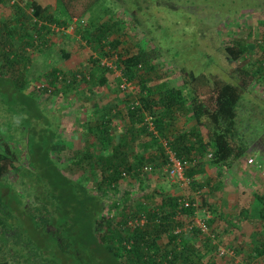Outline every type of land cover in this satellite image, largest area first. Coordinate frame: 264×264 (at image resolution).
I'll return each instance as SVG.
<instances>
[{
    "label": "trees",
    "instance_id": "trees-1",
    "mask_svg": "<svg viewBox=\"0 0 264 264\" xmlns=\"http://www.w3.org/2000/svg\"><path fill=\"white\" fill-rule=\"evenodd\" d=\"M112 1L116 6H122L123 12L136 11L132 24L127 26L123 23L124 18L118 15L108 16L105 19L99 16L76 17L72 21L64 0H56L57 11L54 13L48 11L47 7L39 6L29 0H0V4L6 3L11 8L9 17L0 22V92L5 95V99L15 98L19 109L24 112L23 117L27 114L29 116V121L27 117L23 118L27 127L19 128L16 119L11 120L10 112L3 108V101L0 98V136L2 134L0 138L2 140L0 141V264H216V256L225 258L228 255L232 259L241 252L234 246L226 248L225 251L220 245L219 235L212 227L214 215L213 218L208 215L201 218L206 225V231H202L197 226L196 195L199 196L201 205L215 212L206 198L212 191L220 188L219 178L222 177L223 170L231 169L239 159L246 157L245 152L249 146L241 130L238 129L237 118L243 99L254 96L253 92L257 91V87L260 88L264 84L262 46L244 38L233 39L231 44L223 47V52L220 54L230 63H234L224 66L219 61L221 69L218 70L224 71L225 74L220 72L221 74L194 75L191 69V71L186 70L188 67L185 65L186 60L182 57L179 45L184 44L182 37L187 32L191 37L195 35L196 27H193L195 24L188 22V26L184 27L180 35L168 33L164 38H162L163 34L158 35L159 37L152 35L153 31L163 30L164 33L165 27L168 30L170 28L177 30L179 21L176 19L175 10L183 7L180 4L183 0H168L170 2L168 5L165 3L164 9L154 4V2L160 3V0H150L156 7L153 5L144 7V3L141 2L143 0H134L136 5L131 0ZM210 1H201L203 9L211 8ZM241 1L245 5L239 4L233 7L225 0H214L212 4L214 7L218 5L216 9H221L218 13L215 12L216 15L223 13L229 16L228 12L229 14L231 12L229 16L231 17L240 9L251 5L248 4V0ZM187 2L191 6V10L186 9L187 12L198 9V4L201 3L200 0L195 2L187 0ZM253 4H255L253 8L257 7V3ZM27 8H30V12L26 10ZM143 11H146L149 18L157 15V19L163 12L162 18L159 15L160 20L153 21L149 28V20H142ZM169 24L173 25L169 27ZM221 26L223 25L218 22L216 29H212L211 33L219 32L217 27ZM131 28L143 31L151 42L149 49L136 43L133 44L132 49L122 47L123 38ZM64 29L75 32L78 45H85L93 52L103 54L105 60L111 63L103 62L99 57L91 55L85 67L83 65L70 72L62 71L56 67V64L46 66L43 74L36 78L39 80L38 85L29 92L27 85L32 54L38 52L45 66V56L51 49V36L56 33L71 34L64 32ZM192 45H194L193 40L190 48L193 47ZM58 52L64 59L71 55L62 47ZM154 52L162 53L163 56L177 55L178 60H172L171 57V60L169 58L168 60L169 63L179 66V71L184 76L178 86H173L166 80L150 85L153 81L150 74L154 70ZM247 53L254 55V58L250 59ZM156 56L159 57L158 54ZM112 75L117 76L121 95L124 98L111 107L104 106L105 112L97 123L89 121L90 113L86 115V125L80 130L84 129L92 135L96 144L91 143V146L81 151L75 157L77 159L71 162L73 166L88 172L87 174L94 179V187L89 188L86 179H73L68 173L59 174L63 181L70 185L73 192L70 191L69 195L76 200L70 198L69 201L72 200V203L68 206V210L64 211H67L66 216H70L72 220L70 225L63 228L56 227L53 232L66 230L67 236L71 239L74 236V242L81 243L83 249L75 247L70 250L65 246L62 236L57 235L56 238L53 236L57 246L53 248L50 246L48 250L51 257L46 256L44 253L47 252L43 253L39 248L31 251L18 237L14 218L20 214L16 213L17 208L12 207L7 201L8 195L2 181L4 177L9 178L10 175L14 179L17 176H14V173L21 170L25 162L31 161L29 158L32 154L26 138L33 131L34 139H37L33 147L37 149L44 163L49 160L51 162L48 152L54 151L53 143L57 133L54 128V113L44 109L34 94L44 93L43 95L50 99L61 93L63 88L71 89L73 84L79 81L83 82L90 91L89 86L100 88L109 82V77ZM123 82L133 85V89L122 88ZM120 117H125L127 124L120 137L118 135L119 141H116L117 136L113 132L115 126L111 125V121ZM5 125L9 128L13 127L10 129L11 134L13 133L12 137L8 138L10 140H7L3 134L6 131ZM135 131L136 134L148 135L149 139L135 144L133 155H130L127 147L130 140L134 139L132 135ZM21 147L23 150L19 152ZM166 148L183 163V172L188 184L180 187L185 189L193 187L197 191H195L196 195L187 198L182 195L163 197L154 206L139 200L138 197H136L137 201L133 200V193L130 190H125L116 197L120 182L124 178L129 177L130 180L140 182L143 174L148 173L152 168L167 167L169 157ZM160 158L163 159L162 163H157ZM248 163H254L253 159ZM206 166L215 170L213 183L212 177L199 181L200 174ZM254 172L255 177L260 179V173L255 170ZM12 179V182L17 180ZM40 181V184L46 186V179L41 178ZM33 185L37 189V185ZM29 186L25 187L29 188ZM39 191L34 190L33 197L37 204H44L45 207L41 211H34V217L39 219L47 215L54 217L51 213L52 206L47 204L48 200L41 198L45 197L48 191ZM48 196H53L55 198L53 201L59 202L58 200L61 199L59 196L63 195L48 193ZM252 196L256 204L261 207L257 218L259 229L257 233L252 234L253 240L258 244L251 250L252 256L260 257L264 255V192L257 189ZM183 200H186L187 205ZM54 211L63 214V210L57 212L54 209ZM245 212L243 210L239 217L245 216ZM73 226L79 230L83 229L82 239L76 241ZM228 250L232 255H229ZM228 264L243 263H235L232 260Z\"/></svg>",
    "mask_w": 264,
    "mask_h": 264
},
{
    "label": "rangeland",
    "instance_id": "rangeland-1",
    "mask_svg": "<svg viewBox=\"0 0 264 264\" xmlns=\"http://www.w3.org/2000/svg\"><path fill=\"white\" fill-rule=\"evenodd\" d=\"M29 1L39 6L47 7L50 12L54 13L57 11V6H55L56 0ZM131 1L134 2L135 5L137 4L134 0ZM191 1L195 2L199 0ZM201 1L204 0H200V2ZM213 1L211 0L209 2L210 5L207 3L211 8L206 7L203 9V2H201L198 4V9H194L192 12L186 11L187 8H191L187 0L181 1L180 4L183 7H178L175 10L177 13L176 19L179 21L177 30H174V28L168 30V28L165 27L166 30L164 33H162L163 30L152 32L153 36L159 37L158 35L163 34L162 38H164L168 33L174 35L182 34L184 27L186 28L188 26V22L190 24H195V26H193L196 27L195 35L191 37V34L187 32L182 37L184 44L179 45L182 57L186 60L185 65L188 67L186 70L189 71L191 69L194 75L198 73L207 75L209 73L225 74L224 71L218 70L221 69L219 61L222 62L224 66L228 64L231 65L232 62L230 63L224 55L220 56V54L223 52V47L229 45V43L231 44L233 39L244 38L249 42H253L255 45H261L264 50V0H248V4L251 5H248V7H246V5V8L240 9L235 16L233 15L231 17H229L231 12L230 14L228 12L229 16H225L223 13H221V15H216L215 12L218 13L221 9H216L218 5L214 7L212 4ZM141 2L144 3V7H151V5L155 6L154 4H156L160 9H164L165 3L168 5L170 1L160 0V3L154 2V4L150 0H143ZM225 2L233 7L239 4L245 5L241 0H225ZM253 3H257V7L253 8V6H255ZM64 4L68 14L72 17V21H74L76 17L87 18L99 16L101 19H105L108 16L116 17L118 15L124 18L123 23L128 26L132 24V20L137 14L134 10H124L123 12L122 6H116L115 2L112 0H64ZM174 5L176 6L175 3ZM132 9H134L133 5ZM26 10L30 12V8ZM10 11L11 8L8 4H0V22L9 17ZM162 13L163 12L159 14L161 18ZM159 15L157 19V15H153V17L150 16L149 18L146 11L141 13L143 21L146 19L149 20L148 27L153 21L156 22L160 20ZM58 16H61V14H58ZM218 22L223 26L217 27L219 32L214 31L211 33L212 29H216L215 26ZM172 25L173 24H169V27ZM64 32L71 34L65 35V33H56L51 36V49L50 53L45 56V66L42 63L44 60L38 52L32 54V65L30 68L29 83L27 85L29 92H32L38 85L39 80L36 78L43 74L46 66L56 64V67L62 71L70 72L83 65L85 67L87 59L91 55L99 57L103 62H110L109 60H105L106 58L103 54L93 52L90 47L78 45L76 43L78 40L77 35L75 32L73 33L71 29H64ZM191 40L194 42L192 48H190ZM135 43L147 49L151 47V42L148 41L143 31L131 28V31L127 30L126 36L123 38L122 47L132 49ZM61 47L63 50L66 49L71 53L69 58L64 59L60 57L61 54L58 51ZM157 54L159 57L156 56ZM247 55L250 59L254 58L252 54L247 53ZM154 57V70L150 74L153 81L150 85L160 80H166L171 85L178 86L184 76L181 71H179V66L169 63L168 60V58L170 60L171 58L172 60H178L177 55L172 54L171 56H163L162 53L154 52ZM89 87L90 91H88L87 86L83 82L79 81L73 84L71 89L67 90V88H63L61 93L52 96L50 99L46 95H43L44 93L34 94V96H36L35 98L44 109L54 113V128L57 133L53 143L54 151L48 152L51 156V162H49V160L47 163H44L40 159L37 149L33 147L35 140H37L34 139L35 133L33 131L29 134V137L26 138L29 151H31L32 154L29 158L31 161L25 162L22 166L23 168L14 173V176L17 175L15 177L17 180H14L15 178L12 179L10 175L9 178L4 177L2 181L4 190L8 195L7 201L12 207L17 208L16 213L22 215V217L16 215L17 217L14 218L16 221L15 227L18 230V237H20L21 243L28 246L31 251L37 250L36 248L41 249L43 253L46 251L47 253L44 254L48 257L52 256L48 253L49 247L51 246L53 248L57 246V242L55 241L57 235L62 236L65 246L70 250L75 247L83 249L81 243L74 242V236H72V239L67 236L66 230L53 232L56 227L63 228L64 226L70 225V221L72 220L70 216H66V214L68 215L67 211H64L68 210V206L72 203V200L69 201L70 198L74 201L76 200L75 197L69 195L70 191L73 192L70 185H67L59 174L65 175V173H68L73 179H86L87 186L89 188L94 187V179L87 174L88 172H84L82 169L71 164L74 159H77L75 157H77L81 151L91 146V143L96 144L93 142V136L88 134L84 129L80 130V128L86 125V115L88 113L91 114L89 121L97 123L105 112L104 106L108 105L111 107L112 104H118L124 98V96L121 95L122 92L120 91L116 75L110 76L109 82L100 88ZM253 93L254 96L252 97L242 98L243 101L241 103L240 114L237 118L239 121V124L237 122V125H239L238 129L239 131L241 130V134H243L245 141H247L249 149L245 152L246 157L239 159L238 163H235L231 169L223 170L222 177L219 178L221 181L220 188L216 191H212L210 196L206 198L207 203L215 212H211L208 210L207 206L201 205L199 196L195 194L196 189H193V187L185 189L184 187L170 183L166 166L152 168L148 173L143 174L140 182L134 179L130 180L129 177L124 178L118 187L119 191L116 193V197H119L123 191L130 190L133 193V200L136 199L135 201H137L136 197H138L139 200L149 203L150 206L158 204L163 197L182 195L187 198L195 194L196 198H198L196 199L198 205L197 218L201 219L206 215L213 218L214 215L215 219L212 227H214L215 232L219 235L220 245L225 251L227 250L226 248L231 246L241 251L232 259L231 256L228 255H226L225 258L216 256V264H228L232 260L235 263L264 264V255L260 257H256L255 255L252 256L251 250L253 246L258 244L253 240L252 234L258 232L259 222L257 218L261 207L256 204L252 193L257 189L264 192V84H262L260 88L257 87V91ZM0 98L1 101H3V108L10 112L11 120L16 119L19 128L27 127L23 118L27 117L29 121V116H27V114L23 117L24 112L19 109L15 98L8 99L7 97V99H5V95L2 92H0ZM126 124L127 119L125 117H120L111 121V125L115 126L113 132L117 136L116 141H119L118 135L120 137L123 133ZM10 129H13V127L9 128L7 125L4 126V130L6 131L3 134L6 136L7 140H10L8 138L12 137L13 134H11ZM136 133L137 131L133 133L132 136L134 139L132 138L128 147L126 146L130 155H133L135 144L142 140L149 139V136L144 133ZM1 137L2 134L0 138ZM0 141L2 142V140ZM22 150L23 147L20 148L19 152ZM249 158H252L254 163L249 164ZM162 161L163 159L160 158L157 163H162ZM254 170L260 173V179L255 177ZM214 172L215 170L212 169V167L206 166L204 171L200 174L199 181H204L207 177H212L213 183L215 181ZM41 178L46 179V186L45 184H40ZM11 179L14 181L12 182ZM32 184H36L37 189H35ZM19 185L21 186L19 187ZM25 186H29V188ZM38 189H40L41 192L48 191V193L55 194L56 196L63 195L59 196L61 198L58 200L59 202H54L53 199L55 198L53 196L47 197L48 193L45 197H41L42 199L46 198L45 200H48L47 204L52 206L53 211H51V213L54 214V217L48 215L42 219L34 217V211H41V209L45 207L44 204H37V201L33 197L34 190L39 191ZM68 203L69 205H67ZM58 206L61 209L58 208ZM54 209L57 212L63 210V214H57ZM243 210L246 211L245 216L240 215L239 217V214ZM72 229L73 235L76 233V241L82 239L83 229L79 230L76 226H73ZM254 239L256 240V238ZM228 253L232 255L229 250ZM71 254L73 255V253Z\"/></svg>",
    "mask_w": 264,
    "mask_h": 264
},
{
    "label": "built area",
    "instance_id": "built-area-1",
    "mask_svg": "<svg viewBox=\"0 0 264 264\" xmlns=\"http://www.w3.org/2000/svg\"><path fill=\"white\" fill-rule=\"evenodd\" d=\"M56 30H58V28ZM121 87L122 88L127 87L130 90L133 89V85H131L130 83H126V82H123L121 84ZM166 152L169 157V163L166 169H167V176H168L170 183L174 185H178V186H186L188 184V180L184 176L183 163L180 160H178L170 150L167 149ZM248 162L251 163L252 159H249ZM146 170H149V169H146ZM183 201L186 202V200H183ZM186 205H187V202H186ZM196 224L199 228H201L202 231H206V225L201 219L197 218Z\"/></svg>",
    "mask_w": 264,
    "mask_h": 264
}]
</instances>
